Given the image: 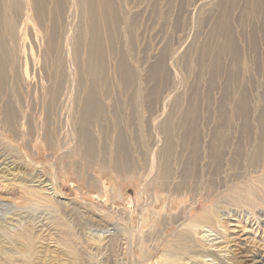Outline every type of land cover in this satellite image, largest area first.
I'll return each mask as SVG.
<instances>
[{
    "label": "rangeland",
    "instance_id": "374dc122",
    "mask_svg": "<svg viewBox=\"0 0 264 264\" xmlns=\"http://www.w3.org/2000/svg\"><path fill=\"white\" fill-rule=\"evenodd\" d=\"M21 1L25 10L0 5L2 41L6 50L20 54L22 78L12 82L13 94L1 96L0 108L11 99L23 105L29 121L21 120L11 134L0 132V261L10 256L9 264H71V244L79 250L74 264H161L168 247L182 251L176 264H189L197 258V245L180 240V221H170L182 219V212L188 222L199 220L210 211V219L227 214L229 232L227 257H216L214 264H264V194L258 183L264 159L256 166L247 159L256 144L264 149V0H110L112 9L97 3L104 13V39L96 54L89 52L88 36L85 43L74 42L68 31L80 20L76 0ZM84 14L81 20L92 26ZM59 64H67V74L82 82L83 98L87 88L102 98L110 131L106 135L103 124L95 123L92 135L101 152L121 134L134 161L132 173L90 169L80 161L75 91L72 100L69 93L70 99L49 100L47 115L46 89ZM121 64L125 78L119 75ZM94 70L103 82L97 87L90 76ZM108 88L122 103V123L113 119L116 100L104 101ZM135 91L141 102H131ZM225 132L228 142L209 150ZM185 141L187 149L181 146ZM39 177L57 184L54 194L36 188ZM235 224L248 228L244 239L234 235ZM114 225L120 229L115 241L95 239ZM27 232L32 244L21 236Z\"/></svg>",
    "mask_w": 264,
    "mask_h": 264
},
{
    "label": "bare ground",
    "instance_id": "6f19581e",
    "mask_svg": "<svg viewBox=\"0 0 264 264\" xmlns=\"http://www.w3.org/2000/svg\"><path fill=\"white\" fill-rule=\"evenodd\" d=\"M159 0H157L158 2ZM103 4L102 6L104 7H109L112 9V6H111V2L110 0H76V7H77V11L79 10L80 12H77L78 15L77 16H80V20L77 21L75 20L70 28H69V33H71V36H72V39L74 40V42L76 41H81L83 43H85L87 40L90 42V45H89V52L92 53L94 51V53L96 54V51L101 48L103 46V34H102V31H101V27H100V23H101V20L103 18V12L102 10L95 6V4ZM4 5V9H10V8H15L17 10H25V7H24V4L22 3L21 0L19 1H14V0H5L3 3L2 1L0 0V5ZM153 9H156V13L159 12L158 11V5L157 3L154 4V7ZM83 10V11H82ZM82 11V12H81ZM85 13V14H84ZM82 14L86 15L87 17H89V22H92V26H86V23L83 22L81 19H82ZM244 14L245 15H249L252 14V11L251 10H245L244 11ZM163 15V14H162ZM161 16V15H160ZM8 22V21H7ZM87 27H90V28H87ZM88 36V39L86 40V37ZM2 33L0 31V99H1V96H3L6 91H8V93L10 94H13V92H15V90H17V87H14V85L12 84V82L14 81V83L16 81H18L19 79H22L21 78V66L19 67V60L17 59L18 55L20 54H17L15 52V48H11L10 50H6V48L4 47V42L2 41ZM69 52V51H68ZM18 53H20L18 51ZM69 55V54H68ZM67 55V56H68ZM70 56V55H69ZM64 58V56H63ZM72 63V62H71ZM66 66L64 67L62 64H59V67H58V70L56 72V74L54 75V78H53V82L50 83V86L47 87V92H46V108L48 109L47 110V115L49 114V100L51 102L53 101H56L58 99H60L61 97H67L69 98V96L71 95V92L72 91H75V101L74 102H77L80 104V116L78 117L79 118V124H78V130L76 132V143H77V146H76V155H78V158L80 159V161H82L83 163H85V165L92 169L93 167L95 166H98L100 171H102L103 169H108L110 172H112L113 174L114 173H117L118 175H128L130 173H132L135 169V165H134V161H131L132 159L129 158L128 156V148L127 147H124L121 142H120V135H118L117 137V141H115V143L111 142L112 144L110 145V147H106L105 148L103 147V149H100L101 152L99 151L98 149V144H97V141L94 139V131H92V127L95 123H101L103 125H100L101 128L103 129V131L107 133L110 131H107V126L105 123V117L107 116L108 112H107V107L105 106V103H103L102 101V98L97 96L93 89L91 88H87L85 89V92L86 94H84V98L83 96L80 94L81 90H83V88H85L83 85H82V82L79 80L78 82H75L69 75V73L67 74L68 71L67 70V64H65ZM120 70H119V75H121L122 77L125 78L126 74L128 72H126L125 69H127L126 67H124L123 64L120 65ZM24 67V66H23ZM32 67V66H31ZM26 69V67H25ZM28 69V68H27ZM37 69V68H36ZM41 69V68H40ZM45 69V68H44ZM70 69V68H69ZM29 70V69H28ZM27 70V71H28ZM38 70V69H37ZM43 70V69H42ZM35 71V69H34ZM20 73V74H19ZM24 73L26 74V72L24 71ZM28 73V72H27ZM33 75H35L33 72H32ZM40 75V74H39ZM76 75V74H75ZM92 80H93V83H92V86L93 87H97V85H99L98 83H103L101 80H99V77H98V73H97V70H94L91 72L90 74ZM24 77V76H23ZM33 77V76H32ZM30 78V77H29ZM24 79V78H23ZM36 79V78H35ZM34 79V80H35ZM41 80V79H40ZM27 81V80H26ZM36 81V80H35ZM44 81V80H42ZM31 82V81H30ZM51 82V81H49ZM75 82V83H74ZM21 83V82H20ZM39 83V82H38ZM48 83V82H47ZM100 84V85H101ZM17 85V84H16ZM45 85V84H44ZM37 86V85H36ZM35 86V88H37ZM12 87V88H10ZM45 87V86H43ZM34 89V88H33ZM35 90V89H34ZM40 90V89H38ZM44 90V91H46ZM37 91V90H36ZM32 92V90H31ZM30 92V93H31ZM41 92H42V88H41ZM40 92V93H41ZM39 93V94H40ZM45 93V92H44ZM68 93L70 95H68ZM73 93V92H72ZM136 93L131 102H136L138 100H140L141 102V98H142V95L138 94L136 91L134 92ZM37 94V93H35ZM43 94V93H42ZM9 95V94H8ZM15 95V94H14ZM34 96V95H33ZM72 96V95H71ZM36 97V96H34ZM15 98H17V96L15 95ZM73 96L71 97L70 100H72ZM83 98V99H82ZM30 99V98H29ZM37 99V97H36ZM42 99V97L40 98ZM104 101H110V104L111 102H116L114 103L115 105V110L113 111V119L115 120L114 122L118 123L119 121L121 122L122 121V118H121V115H122V112L120 113V107L121 106V101L118 100V96L117 94L114 95L112 90L108 88L107 90V95L104 97ZM120 99V98H119ZM3 100V99H2ZM11 100V99H10ZM6 101L4 106L1 109L0 111V132L2 133V131H7L11 134L13 128L17 127L19 124H20V121L22 120L23 121V124L24 122L27 121V117L25 114V110H23V105L21 104H17L16 106L13 104L12 101ZM39 100V99H37ZM45 100V99H44ZM66 100V99H65ZM64 100V101H65ZM34 101V98L33 100ZM17 102V101H16ZM45 102V101H44ZM62 102V100H61ZM70 102V101H69ZM72 102V101H71ZM29 103V102H28ZM65 103V102H64ZM69 104V103H68ZM74 104V103H73ZM140 104V103H139ZM138 104V106H139ZM34 106V104H32ZM66 105V104H65ZM67 106V105H66ZM69 106V105H68ZM112 106V105H111ZM123 106V105H122ZM60 107H62L60 105ZM64 107V106H63ZM114 107V106H113ZM68 108V107H67ZM77 108V107H76ZM61 109V108H60ZM72 109V108H70ZM141 109V108H140ZM34 111V109H33ZM46 110H44L45 112ZM71 111V110H70ZM64 112V111H63ZM62 112V113H63ZM65 113V112H64ZM69 113V112H68ZM73 113V112H72ZM71 113V114H72ZM77 113V111H76ZM31 114V112H30ZM45 114V113H44ZM141 114V113H140ZM51 115V114H50ZM53 115V114H52ZM67 115V113H66ZM69 115V114H68ZM72 116V115H71ZM30 117V116H29ZM63 117V116H62ZM70 117V116H69ZM76 117V116H75ZM50 118V117H49ZM64 118V117H63ZM73 118V117H72ZM121 118V119H120ZM24 119V120H23ZM32 119V118H31ZM34 119V117H33ZM71 119V118H69ZM29 120V119H28ZM78 120V119H77ZM68 121V118L67 120ZM70 121V120H69ZM118 121V122H117ZM29 121H27L28 123ZM61 122H64V121H61ZM74 122V121H73ZM69 123V122H68ZM75 123V122H74ZM111 123V122H110ZM122 123V122H121ZM65 124V123H64ZM63 125V124H62ZM77 125V123H76ZM75 125V126H76ZM97 125V124H96ZM20 126V125H19ZM26 126V124H25ZM99 126V125H98ZM118 126V124H117ZM117 126H115V129H117ZM23 127V126H22ZM21 127V128H22ZM48 128V127H47ZM111 128V127H110ZM121 128V127H120ZM120 128L118 131H120ZM65 129V128H64ZM94 129V128H93ZM101 129V130H102ZM112 129V128H111ZM16 130V129H15ZM49 130V129H48ZM11 131V132H10ZM164 132L165 130H161ZM45 132V131H44ZM103 132V133H104ZM194 132V131H193ZM0 133V137H2L3 134ZM8 133V134H9ZM15 133V132H13ZM181 133V132H180ZM190 133V131L187 129L186 131V135L188 136V134ZM254 133V132H252ZM65 134V133H64ZM19 135V134H18ZM192 135V134H191ZM221 135V136H219ZM217 135L215 138H218V140H216L215 142V145H211L209 144L208 146V149L211 150L212 147L214 148H217L218 146H221V145H224L228 142V139H227V133H222V134H219ZM44 136V135H43ZM66 137V136H65ZM201 137V136H200ZM19 138V137H18ZM69 138V137H68ZM116 138V137H115ZM188 138V137H187ZM2 140V139H1ZM6 139H4L5 141ZM68 140V139H67ZM113 140V138H112ZM186 140V139H185ZM183 141V140H182ZM230 142V140H229ZM5 144V142H4ZM51 144V143H49ZM195 145V144H194ZM171 146V145H170ZM183 146V149H187L188 148V145H186V141L183 142V144L181 145ZM171 149V147H170ZM67 150V149H66ZM191 151V150H190ZM264 149L261 150V148L259 147V144H256V147H255V152H253L247 159L249 160V163L251 165H255L258 164L260 161H262L264 159ZM198 152V151H197ZM196 152V153H197ZM5 156V155H4ZM73 157V155H72ZM2 158V156L0 157V159ZM11 159V158H10ZM82 163V164H83ZM262 163L263 165V162H260ZM152 166V165H151ZM248 169V168H247ZM38 179V178H36ZM35 179V180H36ZM32 182V181H31ZM33 183H37L39 184V186H36L39 187L41 190H45L44 192L46 191H49L51 190L53 192V194L55 193L56 191V187H57V184H48L46 183V180H42V178L39 177V180L37 182H33ZM258 183L261 184V193L264 194V179H261ZM32 185V184H31ZM103 187L105 185H103V183H101V181H99V187ZM30 188H35V187H30ZM249 190V187L247 188ZM105 190V189H104ZM103 190V191H104ZM35 191V190H34ZM42 192V191H40ZM50 192V191H49ZM36 193V192H35ZM48 193V192H46ZM51 197L52 199H55V195L53 196L51 194ZM119 198V197H118ZM153 198V197H152ZM50 199V198H49ZM46 200V199H45ZM173 201V200H172ZM178 202V201H177ZM165 210V209H164ZM207 211V210H205ZM86 212V211H85ZM210 212V211H209ZM209 212H203L201 214V216L199 217V220H191L188 222V219L186 217V213L182 212L180 213L181 215H184V217L182 219H178V217H174V221L171 220L170 222V225L172 223H175L177 224L179 221H180V224H178V231H180L182 233L181 237H180V240L182 241H186V242H191L194 240V243H196L197 245V248H198V251H196L197 253V258H194V261L192 263L189 262V264H206L205 263V259L206 260H210L209 264H214L216 261H218L216 259V257H220V258H226L227 257V233L229 234V232H227V214L226 215H222V216H215L213 217V219H210L208 216ZM106 213V212H105ZM180 215V216H181ZM109 216V215H108ZM108 216H105L108 217ZM174 216V215H173ZM176 216V215H175ZM51 217V216H50ZM43 218V217H42ZM111 218V217H110ZM108 217V219H110ZM181 218V217H180ZM103 219V218H102ZM173 219V218H172ZM170 220V219H169ZM184 220V221H183ZM95 221V220H94ZM26 222V221H25ZM110 222V221H109ZM239 222V221H238ZM35 223V222H34ZM169 223V222H168ZM230 223V222H229ZM97 224V223H96ZM106 224H109V223H106ZM100 225V224H99ZM116 225V224H115ZM111 229V230H105V231H102L99 233H97L96 238L99 237L100 240H105L107 241L108 243L110 242V240L112 241H115L114 237L116 236V238H119V236L117 237V235H119V228L118 225ZM235 228H233V232H234V235H240V237H246L247 234H248V228L247 227H244L242 228V230H240V228L237 226L240 224H235ZM104 226V225H103ZM108 227L111 226V225H107ZM229 226V225H228ZM231 226V225H230ZM229 226V227H230ZM47 227V226H46ZM90 227V225H89ZM121 227V226H120ZM215 227H217L215 229ZM50 228V227H49ZM88 228V227H87ZM94 228V227H93ZM104 228V227H102ZM101 228V229H102ZM106 228V227H105ZM165 228V227H164ZM52 229V228H51ZM124 229V228H123ZM232 229V228H231ZM45 230V229H44ZM71 230V229H69ZM104 230V229H103ZM113 230V231H112ZM125 230V229H124ZM42 231V230H41ZM52 231V230H51ZM92 231V230H91ZM100 231V230H99ZM98 231V232H99ZM115 231V233H114ZM73 232V231H72ZM89 232V231H88ZM96 232V230H95ZM121 232V231H120ZM91 233V232H90ZM123 233V232H122ZM213 233H216V236H212ZM66 234V233H65ZM69 234L71 235V231H69ZM75 235V233H73ZM96 234V233H95ZM126 234V233H125ZM159 234V233H158ZM92 235V234H90ZM20 236V235H19ZM21 236H23V239L24 241H27L29 244H32L33 240H34V237L32 235V232H27L25 234H21ZM92 235V237H95ZM123 236H126V235H123ZM233 236V235H231ZM74 237V236H73ZM90 237V236H89ZM189 237L192 238V240L188 239ZM212 237H215L214 239H211ZM124 238V237H123ZM126 238V237H125ZM128 238V237H127ZM129 239V238H128ZM244 239V238H243ZM66 240V239H65ZM98 240V239H97ZM157 240V239H156ZM72 240H70L71 242ZM74 241V240H73ZM95 241V240H94ZM125 241V239L123 240V242ZM159 241V240H158ZM241 241V240H240ZM26 242V243H27ZM66 242V241H65ZM69 242V241H67ZM75 242V241H74ZM73 242V244H74ZM96 242V241H95ZM129 242V241H128ZM126 243L127 245H129L130 243ZM144 242V241H143ZM37 243V242H35ZM91 243V242H90ZM96 243L99 244V242L97 241ZM101 243V241H100ZM104 243V241H103ZM106 243V242H105ZM112 243V242H111ZM123 243V244H124ZM148 243V242H147ZM153 243V242H152ZM192 243V242H191ZM117 244V243H116ZM119 244V243H118ZM122 244V243H121ZM125 244V245H126ZM143 244V243H142ZM71 245V244H70ZM69 244H67V248H68V252H70L71 254V259H73V261L71 262V264H74V261L75 260H78V259H75L78 257V253L76 249L73 248V246H70ZM102 245L99 244V246ZM109 245V244H108ZM107 245V246H108ZM172 245V244H171ZM250 245V243H249ZM76 246V245H75ZM88 246V249L86 247L85 251L86 253H90L88 252V250L91 248L90 245H87ZM98 246V248H99ZM103 246V245H102ZM111 246V245H110ZM131 246V244H130ZM140 246H141V243H140ZM30 247V246H29ZM57 247V245H56ZM79 247V246H78ZM81 247V246H80ZM112 247V246H111ZM124 247V246H123ZM139 247V246H138ZM144 247V246H143ZM142 247V248H143ZM146 247V246H145ZM144 247V248H145ZM177 247V246H176ZM191 247V246H190ZM83 248V247H82ZM97 248V249H98ZM109 248V247H108ZM127 248V247H126ZM130 248V247H129ZM33 249V248H32ZM51 249V248H50ZM53 249V248H52ZM95 249V248H94ZM100 249H102L100 247ZM121 249V248H120ZM131 249V248H130ZM152 249V248H150ZM167 249V250H166ZM56 250V249H55ZM93 250V249H92ZM99 250V249H98ZM106 250V249H105ZM104 250V252H105ZM115 250V249H114ZM25 250H23L22 252H24ZM28 251H31V250H28ZM58 251V250H57ZM91 251V250H90ZM101 250H99L100 252ZM126 252H124L125 254H127V252H130L131 250H125ZM207 251L208 252V257H205L203 256V252ZM32 252V251H31ZM42 252V251H41ZM66 252V251H65ZM108 252V251H107ZM165 254L160 256V260H161V264H176V262L178 261V256L181 255L182 251H179V249H177V251H174V250H171L169 247L168 248H165ZM179 252V253H178ZM33 253V252H32ZM39 253V252H38ZM195 252H193L194 254ZM28 254V253H27ZM26 254V255H27ZM83 254V253H82ZM82 254H80L82 256ZM147 252H146V248L145 249H142V257H146L147 256ZM223 254V255H222ZM25 255V256H26ZM90 255V254H88ZM87 255V256H88ZM131 255V254H130ZM23 256V255H22ZM32 256V255H31ZM67 256V255H66ZM94 256V255H93ZM28 257H30V255H28ZM27 257V258H28ZM83 257V256H82ZM81 257V258H82ZM184 257V256H183ZM182 257V258H183ZM80 258V257H79ZM80 258V259H81ZM86 258V257H85ZM154 258V257H153ZM180 258V256H179ZM5 259V258H4ZM55 259V258H54ZM93 259V257H92ZM97 259V258H96ZM8 260H12V258L9 256L8 259H5L4 261H0V264H9V261ZM46 260V259H45ZM48 260V259H47ZM189 260V259H188ZM225 260V259H224ZM70 262V261H69ZM79 263V262H77ZM88 263V261H87ZM188 263V262H187ZM76 264V262H75ZM125 264V263H124Z\"/></svg>",
    "mask_w": 264,
    "mask_h": 264
}]
</instances>
